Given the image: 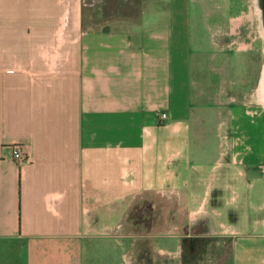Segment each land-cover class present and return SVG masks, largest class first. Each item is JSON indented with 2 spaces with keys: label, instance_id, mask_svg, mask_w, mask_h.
I'll return each instance as SVG.
<instances>
[{
  "label": "crops",
  "instance_id": "obj_1",
  "mask_svg": "<svg viewBox=\"0 0 264 264\" xmlns=\"http://www.w3.org/2000/svg\"><path fill=\"white\" fill-rule=\"evenodd\" d=\"M0 264H264V0H0Z\"/></svg>",
  "mask_w": 264,
  "mask_h": 264
},
{
  "label": "built area",
  "instance_id": "obj_2",
  "mask_svg": "<svg viewBox=\"0 0 264 264\" xmlns=\"http://www.w3.org/2000/svg\"><path fill=\"white\" fill-rule=\"evenodd\" d=\"M161 117H165V114H162ZM12 156L15 161H22L24 158L28 157L27 151L23 150L22 146L16 144L12 148Z\"/></svg>",
  "mask_w": 264,
  "mask_h": 264
}]
</instances>
